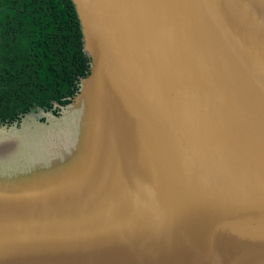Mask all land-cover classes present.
Wrapping results in <instances>:
<instances>
[{
	"label": "water",
	"instance_id": "95a60500",
	"mask_svg": "<svg viewBox=\"0 0 264 264\" xmlns=\"http://www.w3.org/2000/svg\"><path fill=\"white\" fill-rule=\"evenodd\" d=\"M71 1L89 73L0 123V264H264V0Z\"/></svg>",
	"mask_w": 264,
	"mask_h": 264
},
{
	"label": "trees",
	"instance_id": "16d2710c",
	"mask_svg": "<svg viewBox=\"0 0 264 264\" xmlns=\"http://www.w3.org/2000/svg\"><path fill=\"white\" fill-rule=\"evenodd\" d=\"M89 73L71 0H0V123L58 114ZM43 120V118H41Z\"/></svg>",
	"mask_w": 264,
	"mask_h": 264
},
{
	"label": "bare ground",
	"instance_id": "6f19581e",
	"mask_svg": "<svg viewBox=\"0 0 264 264\" xmlns=\"http://www.w3.org/2000/svg\"><path fill=\"white\" fill-rule=\"evenodd\" d=\"M26 129H29V127H25ZM18 142L19 141H17V139H13V140H9V141H6L5 143H4V146L5 147H17V145H18ZM2 155L4 156V157H6L7 155H6V153H4V152H2Z\"/></svg>",
	"mask_w": 264,
	"mask_h": 264
},
{
	"label": "rangeland",
	"instance_id": "374dc122",
	"mask_svg": "<svg viewBox=\"0 0 264 264\" xmlns=\"http://www.w3.org/2000/svg\"><path fill=\"white\" fill-rule=\"evenodd\" d=\"M31 113H32V116L33 117H35V118H38L39 117V113H36V111H32ZM71 134H72V132H71Z\"/></svg>",
	"mask_w": 264,
	"mask_h": 264
}]
</instances>
